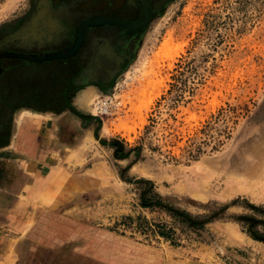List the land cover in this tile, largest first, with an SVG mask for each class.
<instances>
[{
    "label": "rangeland",
    "instance_id": "374dc122",
    "mask_svg": "<svg viewBox=\"0 0 264 264\" xmlns=\"http://www.w3.org/2000/svg\"><path fill=\"white\" fill-rule=\"evenodd\" d=\"M32 2L0 0V24ZM67 109L82 115L65 121L61 153L89 182L65 204L23 210L34 239L68 244L97 264L212 255L264 264V0H170L110 86L83 87L58 112ZM101 139L132 151L118 158ZM141 178L166 206L143 205ZM171 208L203 225L174 222ZM159 222L175 229L171 238Z\"/></svg>",
    "mask_w": 264,
    "mask_h": 264
},
{
    "label": "flooded vegetation",
    "instance_id": "af4514ba",
    "mask_svg": "<svg viewBox=\"0 0 264 264\" xmlns=\"http://www.w3.org/2000/svg\"><path fill=\"white\" fill-rule=\"evenodd\" d=\"M169 1L148 0L149 20L134 29L103 19L143 20L141 0H33L27 11L1 23L0 140L18 109L60 111L83 87L106 90ZM93 19L103 21L89 23Z\"/></svg>",
    "mask_w": 264,
    "mask_h": 264
},
{
    "label": "crops",
    "instance_id": "0c3cea01",
    "mask_svg": "<svg viewBox=\"0 0 264 264\" xmlns=\"http://www.w3.org/2000/svg\"><path fill=\"white\" fill-rule=\"evenodd\" d=\"M76 119L81 117L69 109L22 108L13 113L11 129L0 140V264H97L68 244L34 239L28 231L33 218L21 216L36 203L60 206L85 192L89 180L71 172L61 153L67 148L62 144L68 132L65 121ZM184 264L227 263L212 255Z\"/></svg>",
    "mask_w": 264,
    "mask_h": 264
},
{
    "label": "trees",
    "instance_id": "16d2710c",
    "mask_svg": "<svg viewBox=\"0 0 264 264\" xmlns=\"http://www.w3.org/2000/svg\"><path fill=\"white\" fill-rule=\"evenodd\" d=\"M73 112L76 113L77 115L78 114L82 115L76 110H73ZM101 141L107 143L108 145H110L112 147H115V149L117 150L116 151L117 152L116 157H118V158L127 157L132 151V149H128L126 151L122 150L123 145L117 139H112V140H108V141H104L101 139ZM136 148H138V147H136ZM120 152H122V153H120ZM139 182L143 183L144 193L142 196V202H143V205L145 207L154 208L158 204L161 206H166L162 202L161 198H159L156 194L149 193V191H150L149 189H151L150 187L153 185V181H151L149 179L141 178V179H139ZM171 210H172V214L174 217V222H176V221L186 222L187 221L191 224L203 225V222L198 221L196 217L194 218L193 216H191V214H189L187 212L181 211L179 209H174V208H171ZM247 222H248V220H247ZM155 226L159 228L158 232L161 236L171 238L173 233H175V229H173V227H168V229H166L168 226L166 223H163V222L155 223Z\"/></svg>",
    "mask_w": 264,
    "mask_h": 264
},
{
    "label": "water",
    "instance_id": "95a60500",
    "mask_svg": "<svg viewBox=\"0 0 264 264\" xmlns=\"http://www.w3.org/2000/svg\"><path fill=\"white\" fill-rule=\"evenodd\" d=\"M141 2L143 3L144 5V18L143 20H138V21H123V20H115V19H110V18H105L103 19L104 21H108V22H118L120 24H122L123 26L125 27H128V28H139L143 25H146L147 24V21L149 20V17H150V6H149V2L148 0H141ZM103 20H99V19H93L92 21H90L89 23H97V22H100V21H103ZM4 54L6 55H21V54H13V53H5ZM22 56H26L27 58H30V59H33L35 61H40L42 60L43 58H46L48 56H29V55H22ZM52 56H61V54H54ZM2 66L0 65V70H1Z\"/></svg>",
    "mask_w": 264,
    "mask_h": 264
},
{
    "label": "bare ground",
    "instance_id": "6f19581e",
    "mask_svg": "<svg viewBox=\"0 0 264 264\" xmlns=\"http://www.w3.org/2000/svg\"><path fill=\"white\" fill-rule=\"evenodd\" d=\"M169 41H166L163 45V52H166V55L172 56V50L171 47H169ZM154 85V87L156 86V84L153 82L152 83ZM139 93L143 95V97L146 98V100H144V102L146 103V106L150 105V103L152 102L153 98L152 96H150V92L146 90V88L143 87V89L139 90Z\"/></svg>",
    "mask_w": 264,
    "mask_h": 264
}]
</instances>
